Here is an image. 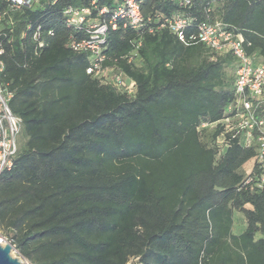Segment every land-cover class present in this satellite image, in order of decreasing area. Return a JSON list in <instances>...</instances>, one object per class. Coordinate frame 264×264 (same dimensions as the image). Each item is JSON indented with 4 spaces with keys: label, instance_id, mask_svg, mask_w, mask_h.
<instances>
[{
    "label": "trees",
    "instance_id": "1",
    "mask_svg": "<svg viewBox=\"0 0 264 264\" xmlns=\"http://www.w3.org/2000/svg\"><path fill=\"white\" fill-rule=\"evenodd\" d=\"M93 1L91 18L119 2L0 0V86L23 138L0 174L5 239L31 264H264L260 171L243 169L255 151L231 136L224 154L217 144L236 60L167 29L150 33L156 22L147 21L157 12L218 20L264 59V0H194L187 9L144 0L143 26L110 29L102 51L103 68L131 78L134 94L88 74L92 52L70 46L90 34L65 11Z\"/></svg>",
    "mask_w": 264,
    "mask_h": 264
},
{
    "label": "built area",
    "instance_id": "2",
    "mask_svg": "<svg viewBox=\"0 0 264 264\" xmlns=\"http://www.w3.org/2000/svg\"><path fill=\"white\" fill-rule=\"evenodd\" d=\"M10 1L16 8L39 4V0ZM143 1L119 0L112 10L107 7L99 9L97 18H91L92 9H98L96 1L91 3V7L69 8L65 11L69 25L85 26L90 34L89 39L72 41L70 45L75 50L92 52L93 66L88 69V74H94L103 83L111 84L129 94L135 93L136 83L119 69L103 68L102 62L105 57L102 51L110 29L116 30L120 25L133 29H140L143 26L145 22L141 10ZM171 1L183 9L192 7L194 3V0ZM210 11L211 9L207 7L206 12ZM153 19L156 25L150 28V33L167 29L187 45L202 43L214 57L230 54L236 60L234 100L226 107L225 116L219 122L223 132L217 144L220 147V154H224L229 148L227 137L231 136L232 139H238L245 149H254L255 163L260 171L259 175H255L256 185L264 190V59L259 53L249 54L243 34L218 20L208 19L196 23V19L186 12L172 15L157 12L154 16L148 17L147 21ZM38 37L37 32L35 38ZM132 59L133 57L130 60ZM3 69L4 65L0 63V72ZM11 98L12 94L0 86V174L13 166V159L18 152V136L22 129V119L14 115L9 107ZM251 182V179L247 180V184Z\"/></svg>",
    "mask_w": 264,
    "mask_h": 264
},
{
    "label": "rangeland",
    "instance_id": "3",
    "mask_svg": "<svg viewBox=\"0 0 264 264\" xmlns=\"http://www.w3.org/2000/svg\"><path fill=\"white\" fill-rule=\"evenodd\" d=\"M229 73L230 74H234L232 70H229ZM22 133H20V135L18 136V149L19 147L21 146L22 144ZM255 166V159H251L250 161H248L244 166H243V169L245 171V173L247 175H249L252 171H253V168ZM248 199V198H247ZM245 199V198H241V203L243 205H246V207H250V203L249 201ZM246 201V202H245ZM248 201V202H247ZM235 227H234V232L236 233H239L241 232L244 227H245V218L243 216L242 213L240 212H236L235 213ZM0 239H1V243L5 246L7 245V243H10L8 240L5 239L4 235H3V231L0 229ZM11 255L14 257V258H18L19 261L21 262V264H31L29 261H27L26 259H24L20 254L19 252L16 250V248L13 246L12 250H11ZM129 264H137L135 261H131Z\"/></svg>",
    "mask_w": 264,
    "mask_h": 264
},
{
    "label": "water",
    "instance_id": "4",
    "mask_svg": "<svg viewBox=\"0 0 264 264\" xmlns=\"http://www.w3.org/2000/svg\"><path fill=\"white\" fill-rule=\"evenodd\" d=\"M13 245L11 243H7V245H3L0 242V264H21L18 258H14L11 255V250Z\"/></svg>",
    "mask_w": 264,
    "mask_h": 264
},
{
    "label": "crops",
    "instance_id": "5",
    "mask_svg": "<svg viewBox=\"0 0 264 264\" xmlns=\"http://www.w3.org/2000/svg\"><path fill=\"white\" fill-rule=\"evenodd\" d=\"M237 233V232H236ZM240 233V232H239Z\"/></svg>",
    "mask_w": 264,
    "mask_h": 264
}]
</instances>
